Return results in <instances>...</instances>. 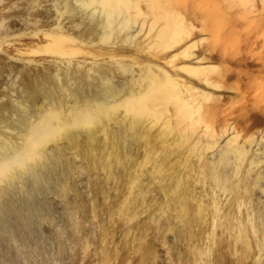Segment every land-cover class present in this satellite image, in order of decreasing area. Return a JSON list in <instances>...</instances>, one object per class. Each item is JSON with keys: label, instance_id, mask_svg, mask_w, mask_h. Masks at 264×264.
Segmentation results:
<instances>
[{"label": "rangeland", "instance_id": "1", "mask_svg": "<svg viewBox=\"0 0 264 264\" xmlns=\"http://www.w3.org/2000/svg\"><path fill=\"white\" fill-rule=\"evenodd\" d=\"M120 9L104 37L100 0H0V159L23 144L38 109L53 107L46 82L71 104L69 90L117 68L109 58L135 72L151 63L177 83L139 129L119 107L94 137L73 126L72 138L40 146L36 160L60 158L45 178L26 165L1 179L0 264H264V114L238 95L264 62L246 58L264 43V0H126ZM117 70L127 81L131 71ZM251 121L252 146L227 154L232 127L244 146Z\"/></svg>", "mask_w": 264, "mask_h": 264}, {"label": "bare ground", "instance_id": "2", "mask_svg": "<svg viewBox=\"0 0 264 264\" xmlns=\"http://www.w3.org/2000/svg\"><path fill=\"white\" fill-rule=\"evenodd\" d=\"M100 1L105 6V19L108 20V23L105 25L107 30L104 35V37H107L112 34L113 31L109 27H112L113 23L117 20V16L122 13L120 6L126 4V0ZM134 37L135 36H131L130 39H133ZM256 37L260 38L259 36ZM125 39H127V37ZM255 42L254 47H251L248 50L246 58H255V60H260L264 57V43L261 44V50H259V52L257 51L258 54H256L253 51L256 47L258 48L260 44L257 39ZM117 47H114L111 51H118L119 49ZM172 57H175L176 61L179 58L176 54ZM104 59L105 58L101 61ZM106 60L113 62L117 68H104L100 73L99 79H97L95 83H85V85L81 87V91L69 90L68 95L73 96L71 104H66L70 101V99L67 100L65 96L62 95L58 96V93L52 90L48 86L47 82L44 83L43 87L45 88V95L47 93L48 99L53 101L51 103L53 107L45 111L38 109L39 111H36L38 119L30 124V129L26 134L23 144L18 148L12 149V151L9 149L3 151L4 156L0 159V181L6 175L14 173L12 178L16 177V175H20V171L14 172V170L25 167L26 165L27 167L29 166L28 173L32 174V177L43 174V177L45 178L44 174L46 172L48 173L51 169L50 164L57 163L60 158L58 159V155L56 153L52 157L45 155L43 156L44 159L42 158L41 160H36V158L40 155V146L60 135L67 136L69 139L72 138L76 131L69 128L73 126L86 127L89 131L90 137H94L95 127L101 124L106 118H115L116 111L119 107H124L127 112L132 114L133 118L130 119V125L124 123L127 125V128L133 127L134 130L139 129L141 122L145 120L148 115L155 112L154 103H164L170 96L171 88L177 84L174 78H172L165 70L154 66L151 63H138V69L137 72H135L129 69V64H122L120 61L121 59L113 60L108 58ZM182 67L187 71L192 70V68L186 66ZM117 69L131 71V77L129 76L130 78L128 77L129 79L127 78V81L119 80L118 78L121 77V72ZM231 71L234 72L235 70ZM175 72L178 73L177 71ZM245 78L247 81L244 86H242L243 88H241L238 95L241 96L246 109H256L260 113L264 114V62L262 63V66L257 67L255 71L253 69H249ZM61 102H64V107L66 106V108L71 111L70 117L62 119L60 116V112L57 107H61ZM232 119L234 121L235 118L232 117ZM253 125L252 121L247 125V132L243 141L244 146H242L243 144L240 145L236 142L238 136L236 131L237 126L234 125L232 127L236 134L228 142L231 143L234 141L235 143H233L230 148H227L225 151L227 154L232 152L240 156L245 150V144L252 146L255 140L252 131ZM116 133L119 134L120 130ZM86 144L87 141L82 142L81 146L84 147ZM262 153L264 154V150ZM26 171H24L25 174L27 173ZM22 176L23 175H21V177ZM43 177L41 178L43 179ZM28 181L31 182L30 178ZM12 184L14 185L13 182ZM28 184L31 186L30 183ZM9 187L12 188V186ZM9 189L6 188V195H12V192L7 193ZM10 191H13L14 193V190L10 189ZM6 195H4V197ZM8 198L7 202H5V199V201L3 200L6 203H4L5 209H8L13 204L11 197L8 196Z\"/></svg>", "mask_w": 264, "mask_h": 264}]
</instances>
